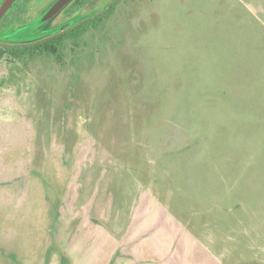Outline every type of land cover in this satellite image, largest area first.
Returning <instances> with one entry per match:
<instances>
[{"label": "rangeland", "instance_id": "obj_1", "mask_svg": "<svg viewBox=\"0 0 264 264\" xmlns=\"http://www.w3.org/2000/svg\"><path fill=\"white\" fill-rule=\"evenodd\" d=\"M15 0L0 46V264H264V0Z\"/></svg>", "mask_w": 264, "mask_h": 264}, {"label": "trees", "instance_id": "obj_2", "mask_svg": "<svg viewBox=\"0 0 264 264\" xmlns=\"http://www.w3.org/2000/svg\"><path fill=\"white\" fill-rule=\"evenodd\" d=\"M99 22V18L89 19L81 24H78L76 27L71 28L70 30L60 32L48 39L28 46L6 48L0 46V59H2L4 55H10L13 58L18 59H23L27 56L43 54L58 55L60 53L61 47L65 44L67 40L79 39L81 36L86 34L92 27L97 28Z\"/></svg>", "mask_w": 264, "mask_h": 264}, {"label": "water", "instance_id": "obj_3", "mask_svg": "<svg viewBox=\"0 0 264 264\" xmlns=\"http://www.w3.org/2000/svg\"><path fill=\"white\" fill-rule=\"evenodd\" d=\"M15 0H5L4 4L0 7V21L5 17L8 11L11 9ZM71 0H60L55 6L50 10L47 18L55 15L59 10H61L68 2Z\"/></svg>", "mask_w": 264, "mask_h": 264}, {"label": "flooded vegetation", "instance_id": "obj_4", "mask_svg": "<svg viewBox=\"0 0 264 264\" xmlns=\"http://www.w3.org/2000/svg\"><path fill=\"white\" fill-rule=\"evenodd\" d=\"M5 0H0V7L4 4Z\"/></svg>", "mask_w": 264, "mask_h": 264}]
</instances>
